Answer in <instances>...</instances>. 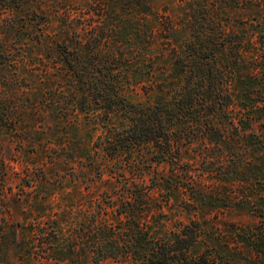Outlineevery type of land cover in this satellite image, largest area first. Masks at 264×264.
Returning <instances> with one entry per match:
<instances>
[{"label": "rangeland", "instance_id": "1", "mask_svg": "<svg viewBox=\"0 0 264 264\" xmlns=\"http://www.w3.org/2000/svg\"><path fill=\"white\" fill-rule=\"evenodd\" d=\"M198 38L232 72L234 146L192 145L179 165L200 182L172 188L136 113ZM97 69L123 80L113 112ZM127 189L139 228L192 262L264 264V0H0V264H145L120 252Z\"/></svg>", "mask_w": 264, "mask_h": 264}, {"label": "trees", "instance_id": "2", "mask_svg": "<svg viewBox=\"0 0 264 264\" xmlns=\"http://www.w3.org/2000/svg\"><path fill=\"white\" fill-rule=\"evenodd\" d=\"M6 5L11 7L10 3H6ZM208 42L210 43V41ZM186 45L188 49L184 55L179 54L174 60L175 76L173 77L176 80L172 83L174 85L171 86L169 83L167 86L156 87L159 94L154 100V109L151 112H149L151 108L149 106H147V111L140 108L136 113L137 110H134L140 117V121H145L146 119L143 120L145 117L153 114L152 130L147 129V122H142L144 136L151 132L153 137H144L141 140L143 142L146 138L154 140V155L159 157L156 162L170 164V173L164 175L162 179L158 178L157 183H164L172 188L182 187L180 182L183 179L192 184L200 182V179H196L191 170H184L185 168H180L179 165L183 153L192 145L200 146L203 154L214 147L224 146L230 151V147L234 146L229 140L222 137L221 133L223 128H227L230 122L234 121L228 120L226 123L222 121L223 117L229 116L233 104L236 103L234 97L236 95L230 89V81L233 78L230 74L232 72L229 71L225 76V69L219 67L220 61L212 54L213 52H208L206 46L203 47V40L198 38L194 42L188 41ZM108 58L111 61L116 60L113 55ZM105 61L107 60L105 59ZM111 70L97 69L96 73L100 77H95L93 87L103 99L111 100L107 103V107L113 112L115 111L113 100L122 97L121 90L124 89V86L119 85V81H123L121 75H115L110 72ZM106 78L111 82L110 95L105 82ZM100 85L103 87H99ZM123 100L126 101V98ZM127 106L128 104L122 109ZM245 108L247 107H243V110ZM125 111L129 112L128 108ZM240 122L246 121L243 119ZM244 138L245 136L242 135V142L237 146L244 147V152L248 153L247 150L250 148ZM213 159L214 157H210L206 161L211 162ZM233 168L228 172L237 177L239 170L236 167ZM146 195L148 196V194ZM203 195L207 197L205 194ZM140 196H144L141 191L139 194H132L127 189L123 199L116 205L117 213L124 216L127 222L126 231H124L126 239L120 248L121 256L130 255L136 260L142 258L145 264H207V261L202 257L199 258L200 261L192 262L193 257H189L183 251V246L180 243L182 239L178 235L174 238L157 236L154 239L153 235L148 236L149 231L139 228V223L133 221L132 217L136 208V198ZM109 251L103 253L102 257L117 256L116 254H118L108 253Z\"/></svg>", "mask_w": 264, "mask_h": 264}]
</instances>
